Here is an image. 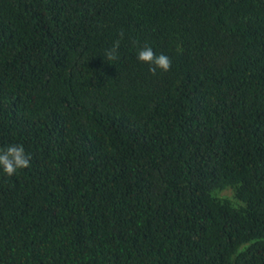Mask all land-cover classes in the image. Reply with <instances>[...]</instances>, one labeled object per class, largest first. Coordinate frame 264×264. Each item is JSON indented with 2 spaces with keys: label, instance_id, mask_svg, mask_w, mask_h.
I'll use <instances>...</instances> for the list:
<instances>
[{
  "label": "trees",
  "instance_id": "obj_1",
  "mask_svg": "<svg viewBox=\"0 0 264 264\" xmlns=\"http://www.w3.org/2000/svg\"><path fill=\"white\" fill-rule=\"evenodd\" d=\"M13 143L0 264H264V0H0Z\"/></svg>",
  "mask_w": 264,
  "mask_h": 264
},
{
  "label": "clouds",
  "instance_id": "obj_2",
  "mask_svg": "<svg viewBox=\"0 0 264 264\" xmlns=\"http://www.w3.org/2000/svg\"><path fill=\"white\" fill-rule=\"evenodd\" d=\"M123 37V33L120 34ZM120 41H114L112 47L106 51L105 55L109 61L118 58ZM137 59L142 63L149 65V72L152 75L157 74V70L168 72L171 69V59L163 54H156L151 46L147 44L140 47L137 52ZM31 166V154L26 152L25 147L19 143L9 144L6 147H0V170L7 176H12L18 170L26 169Z\"/></svg>",
  "mask_w": 264,
  "mask_h": 264
}]
</instances>
